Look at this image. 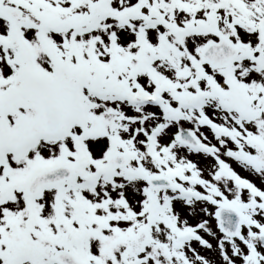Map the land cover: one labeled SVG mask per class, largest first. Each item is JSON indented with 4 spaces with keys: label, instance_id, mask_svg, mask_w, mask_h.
Returning <instances> with one entry per match:
<instances>
[{
    "label": "snow or ice",
    "instance_id": "6c2138e0",
    "mask_svg": "<svg viewBox=\"0 0 264 264\" xmlns=\"http://www.w3.org/2000/svg\"><path fill=\"white\" fill-rule=\"evenodd\" d=\"M0 264H264V0H0Z\"/></svg>",
    "mask_w": 264,
    "mask_h": 264
}]
</instances>
